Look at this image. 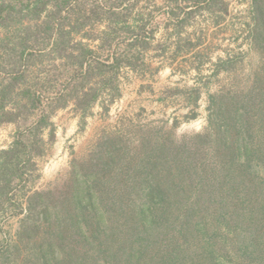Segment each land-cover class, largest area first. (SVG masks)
I'll return each mask as SVG.
<instances>
[{"label":"trees","instance_id":"obj_1","mask_svg":"<svg viewBox=\"0 0 264 264\" xmlns=\"http://www.w3.org/2000/svg\"><path fill=\"white\" fill-rule=\"evenodd\" d=\"M70 2H0V125L18 126L13 142L0 150V214H24L18 218V242L34 248L35 264H250L257 257L263 264L258 224L255 237H241L237 226L227 221L225 227L218 219L228 209L214 215L224 205L242 215L246 210L264 225L262 125L237 105L214 109L207 133L193 141L197 146L208 141L223 156L221 176L217 169L210 179L207 172L193 174L194 160L177 155L175 167L148 160L144 179L134 174L129 176L133 184L114 185L112 160L101 169L74 173L59 197L53 189L19 194L54 141L56 111L73 104L87 113L101 99L112 103L120 97L121 60L111 55L116 30L101 32L95 48L108 46V52L106 58L96 56L97 49L83 41L79 21L98 12L88 10L87 16ZM254 11L256 24H264V8L256 4ZM114 16L124 17L108 14ZM75 36H80L76 42ZM247 180L254 190L247 189ZM212 194L216 202L208 205L203 199Z\"/></svg>","mask_w":264,"mask_h":264},{"label":"rangeland","instance_id":"obj_2","mask_svg":"<svg viewBox=\"0 0 264 264\" xmlns=\"http://www.w3.org/2000/svg\"><path fill=\"white\" fill-rule=\"evenodd\" d=\"M70 3V8H82L87 16L88 10L98 12L79 21L84 24L83 41L92 48L98 46L103 30H116L111 55L121 60L116 71L120 97L112 103L101 99L87 113L76 110L73 104L56 111L52 117L54 141L48 144L45 156L37 159L36 172L19 194L53 189L59 197L72 184L74 173L101 169L112 160L115 163L109 165L113 168L109 174L115 178L114 185L133 184L136 181H130L129 176L134 174L144 179L148 160H166L163 165L175 167L177 155L194 160L193 174L207 172L210 179L212 170L217 169L216 176H221L223 156L208 141L199 146L193 142L196 136L207 133L209 117L221 105H237L244 109L246 118L261 121L257 122L262 125L259 136L264 137V24H256L254 11L256 4L264 8V0ZM112 12L124 17L109 18ZM79 39L75 36L74 42ZM107 48H95L96 56L106 58ZM17 128L13 123L0 125V150L13 142ZM45 137L49 139L48 131ZM186 176L193 178L192 174ZM248 182L247 189L254 190ZM213 196L205 195L203 201L214 203ZM227 209L229 213L218 217L222 225L227 227L230 222L238 227L237 233L241 231L239 236L255 237L252 231L258 224L263 236L257 248L264 253L261 221L248 217L246 210L244 216L224 205L214 215ZM23 216L0 214V264L38 263L34 248H24L16 238L18 218ZM223 234L222 230L221 237ZM257 258L250 264H258Z\"/></svg>","mask_w":264,"mask_h":264}]
</instances>
